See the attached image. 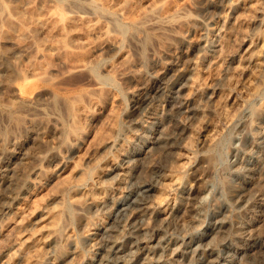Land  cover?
<instances>
[{
	"label": "clouds",
	"instance_id": "clouds-1",
	"mask_svg": "<svg viewBox=\"0 0 264 264\" xmlns=\"http://www.w3.org/2000/svg\"><path fill=\"white\" fill-rule=\"evenodd\" d=\"M0 264H264V0H0Z\"/></svg>",
	"mask_w": 264,
	"mask_h": 264
}]
</instances>
